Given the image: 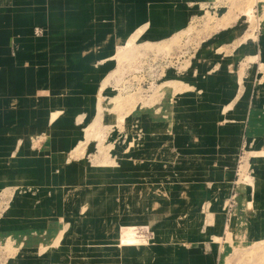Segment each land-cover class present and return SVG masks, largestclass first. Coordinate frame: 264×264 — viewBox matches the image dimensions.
<instances>
[{
	"label": "crops",
	"instance_id": "0c3cea01",
	"mask_svg": "<svg viewBox=\"0 0 264 264\" xmlns=\"http://www.w3.org/2000/svg\"><path fill=\"white\" fill-rule=\"evenodd\" d=\"M199 5L0 0V130L15 129L0 134V204L8 198L0 244L10 249L8 259L0 252V264H104L103 254L113 249L101 244L117 235L115 225L157 224V264H221L217 239L264 241V18L255 34L239 22L202 40L187 69L169 73L159 99L132 109L125 134L114 131L110 153L98 144L78 148L118 50L129 41L175 37ZM44 28L48 37L31 38ZM71 41L79 52L68 51ZM70 60L101 69H83L79 108L51 121ZM23 125L31 132L23 133ZM40 136L45 145L36 149ZM241 167L250 178L244 186ZM104 170L110 182L96 177ZM126 264L150 261L129 257Z\"/></svg>",
	"mask_w": 264,
	"mask_h": 264
},
{
	"label": "rangeland",
	"instance_id": "374dc122",
	"mask_svg": "<svg viewBox=\"0 0 264 264\" xmlns=\"http://www.w3.org/2000/svg\"><path fill=\"white\" fill-rule=\"evenodd\" d=\"M199 2L200 11L194 15L192 23L175 37L162 43L139 46H136L134 41H129L123 46L124 48L121 47L118 50L116 58L111 61L110 69L106 70V77L102 80L104 93L102 96L98 94V110L96 109L94 114V121L84 129L86 130V141L82 142L78 148H88L89 145V148L92 149L95 144H98V149L110 153L109 150L114 149V142H112L114 136L110 137L114 134V131L118 130L122 135L125 134L126 123L124 120L132 112V109L141 103L149 105L159 99L157 98L159 96L158 91L171 79L169 73L173 75L175 72H184L188 67L191 55L202 40L218 31L220 27L239 22L248 24L252 28L253 34H255L258 31L259 24L263 22L264 0H199ZM257 8L261 12V17L258 18L256 16L260 15L256 13ZM152 18L154 22L159 20L158 17ZM49 32L45 28L44 30L40 29L37 31V36L39 37L36 38L31 35V38L48 37ZM71 42L72 45L70 44L67 47L68 51L71 53L79 52L80 47L73 41ZM107 63L108 59L104 60L102 69H100L106 68ZM77 66L71 60L67 63V78L55 91V95L59 98L60 108L57 111H53L51 121L59 118L62 113H65L66 117H72V109L79 108L80 103L77 98L80 91L85 88V72H83V69L91 73L94 70L100 71L99 68L96 69L95 65L89 67L85 65L84 67L82 65ZM47 99L49 101L52 98L49 97ZM1 128L0 134H14L15 129L13 127H6V131L3 130L4 127ZM32 128V126L25 127L23 125L22 131L23 133L31 132ZM45 134L51 138V133ZM39 138L38 140L40 141H37V139L32 137L33 141H37V143H34L36 144L34 147L36 149L43 148L45 145L44 139L41 136ZM125 146L126 142L124 139L122 148H125ZM103 165H107V163ZM241 170L243 174L239 185L244 186V182L250 183V178L245 173L244 167H241ZM96 177L102 178L103 181L110 182L112 180L110 174L105 170L98 173ZM228 199L231 201L232 196ZM1 202L0 214L7 208L8 198ZM233 206L235 207L236 204H233ZM77 207L78 205L74 204L71 208L75 209ZM248 208H252L250 201ZM206 210L207 208L204 207V215L207 213ZM151 211L158 212V207ZM112 232H117V235L113 233L112 236L103 239L101 244L102 248H110L109 250L111 251L113 249V253L103 254L104 264L105 262L107 264L111 262L126 264L129 257L131 260L135 258L139 263L149 259L150 264H157L156 245L159 234V226L157 224H133L118 227L115 225ZM116 236L124 239L130 236L135 241L131 244L127 242L121 244L120 241L114 240ZM236 240L238 241L239 239L234 238L233 240L230 235L225 242L222 239H217V245H224L221 264H264V241L237 244L235 243ZM243 240L246 242L245 237H243ZM1 246L3 245L0 244L1 257L8 259L10 249H2ZM167 255L170 254L167 253Z\"/></svg>",
	"mask_w": 264,
	"mask_h": 264
},
{
	"label": "bare ground",
	"instance_id": "6f19581e",
	"mask_svg": "<svg viewBox=\"0 0 264 264\" xmlns=\"http://www.w3.org/2000/svg\"><path fill=\"white\" fill-rule=\"evenodd\" d=\"M123 48H124V47H123ZM130 232H131V231H130ZM132 234H133V233H132ZM129 235H130V234H129ZM119 236H120V234H119ZM132 236H133V235H132ZM114 240H116V241L118 240V242L120 241L121 244H125L126 242L131 244V243H133V242L135 241V239H133V238L130 237V236H129L127 239H126V238L124 239L123 237H117V236H116V237H114Z\"/></svg>",
	"mask_w": 264,
	"mask_h": 264
},
{
	"label": "built area",
	"instance_id": "2783aa9c",
	"mask_svg": "<svg viewBox=\"0 0 264 264\" xmlns=\"http://www.w3.org/2000/svg\"><path fill=\"white\" fill-rule=\"evenodd\" d=\"M258 14V13H257ZM259 15V14H258ZM257 18L259 17V16H256Z\"/></svg>",
	"mask_w": 264,
	"mask_h": 264
}]
</instances>
